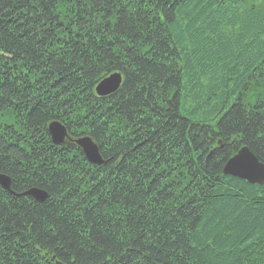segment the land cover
I'll return each instance as SVG.
<instances>
[{"label": "trees", "instance_id": "16d2710c", "mask_svg": "<svg viewBox=\"0 0 264 264\" xmlns=\"http://www.w3.org/2000/svg\"><path fill=\"white\" fill-rule=\"evenodd\" d=\"M242 146L264 165V0H0V264H264Z\"/></svg>", "mask_w": 264, "mask_h": 264}, {"label": "water", "instance_id": "95a60500", "mask_svg": "<svg viewBox=\"0 0 264 264\" xmlns=\"http://www.w3.org/2000/svg\"><path fill=\"white\" fill-rule=\"evenodd\" d=\"M121 83V74L114 72L97 83L94 90L98 96H105L117 90ZM50 140L55 145L63 144L67 137L66 128L59 121H51L47 126ZM75 144L80 148L84 158L91 164H102L103 160L98 152L97 146L88 136H82L75 140ZM223 173L251 184H264V165L249 151L246 146H242L237 152L226 160L223 166ZM0 187L10 191V179L4 174H0ZM35 201L41 202L46 197L45 191L30 188L23 192Z\"/></svg>", "mask_w": 264, "mask_h": 264}, {"label": "bare ground", "instance_id": "6f19581e", "mask_svg": "<svg viewBox=\"0 0 264 264\" xmlns=\"http://www.w3.org/2000/svg\"><path fill=\"white\" fill-rule=\"evenodd\" d=\"M11 193V192H10ZM16 194V193H15ZM20 194H23V192L22 193H20ZM17 195V194H16ZM47 197H48V195H47Z\"/></svg>", "mask_w": 264, "mask_h": 264}]
</instances>
